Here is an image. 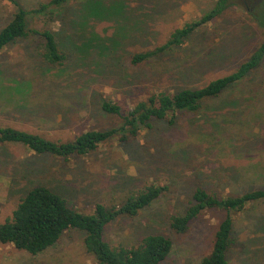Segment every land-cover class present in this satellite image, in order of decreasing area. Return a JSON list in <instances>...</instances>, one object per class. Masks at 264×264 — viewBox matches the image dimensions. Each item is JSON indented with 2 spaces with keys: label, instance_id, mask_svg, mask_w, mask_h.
I'll list each match as a JSON object with an SVG mask.
<instances>
[{
  "label": "rangeland",
  "instance_id": "rangeland-1",
  "mask_svg": "<svg viewBox=\"0 0 264 264\" xmlns=\"http://www.w3.org/2000/svg\"><path fill=\"white\" fill-rule=\"evenodd\" d=\"M49 1L20 0L27 10ZM80 1L73 0L55 16L28 18L29 28L56 34L68 58L62 68L41 61V43L33 38L0 53V126L56 142L113 129L123 120L104 113L103 102L120 105L126 114L153 94L204 87L234 72L263 39L250 5L237 4L181 49L135 66L134 54L164 44L217 0H127L132 19L107 11L85 16L77 13ZM14 12L8 1L0 0V30ZM16 83L30 88L24 100L11 93ZM37 185L59 192L84 214H92L98 204H120L132 192L163 186L166 191L149 209L118 218L105 237L114 247H132L148 235L163 234L173 241V251L161 264H200L211 253L226 212H205L184 234L173 233L169 219L185 213L197 188L219 198L264 188V62L246 80L206 101L199 112L154 120L137 137L113 138L87 156L64 161L19 144L0 145V223ZM233 217L228 264H264V200ZM84 238V232L68 230L39 255L0 243V264H97Z\"/></svg>",
  "mask_w": 264,
  "mask_h": 264
},
{
  "label": "trees",
  "instance_id": "trees-1",
  "mask_svg": "<svg viewBox=\"0 0 264 264\" xmlns=\"http://www.w3.org/2000/svg\"><path fill=\"white\" fill-rule=\"evenodd\" d=\"M6 1L14 7L15 12L11 21L0 30V53L18 41L33 38L41 43L40 59L45 65L54 69L65 66L68 58L58 43L56 34L49 29L41 31L29 28L28 18L55 16L73 0H50L32 10L25 9L20 0ZM237 4L246 8L250 5L251 19L263 30V39L253 54L229 75L201 88H186L173 94H153L147 100L137 103L126 114L120 105L105 101L101 106L102 111L120 117L123 123L109 130L87 131L68 142H56L38 134L0 126V145L19 144L37 155H50L69 161L96 152L102 144L113 138L119 137L121 141L135 138L141 131L150 129L154 120L174 119L177 113L199 112L206 101L219 98L246 80L264 62V0H217L203 17L176 29L164 44L132 56L131 63L138 66L181 49L198 30L219 19ZM129 6L127 0H81L77 13L84 12L85 16H91L107 11L132 19ZM77 19L87 25L84 20ZM1 74L4 73L0 71ZM2 82L0 78V89H3ZM26 88L30 89L28 84L16 83V88H12L13 91L8 89V93L12 91V94L20 95L24 100L28 96ZM21 103L19 101V105ZM24 104L26 102L20 107H26ZM166 189L152 185L130 193L120 204H98L92 214H84L70 207L59 192L45 185H37L19 201L12 216L0 223V243L11 244L17 250L39 255L56 245L66 231L77 229L85 233L84 247L97 264H161L173 251V241L168 236L151 234L144 237L138 245L114 247L107 241L105 233L108 226L118 218L136 217L149 209ZM261 200H264V188L225 198L197 188L190 207L182 215H172L169 226L173 233L184 234L205 212H226L216 231L213 249L200 264H228V254L233 245V214L243 213L250 204Z\"/></svg>",
  "mask_w": 264,
  "mask_h": 264
}]
</instances>
